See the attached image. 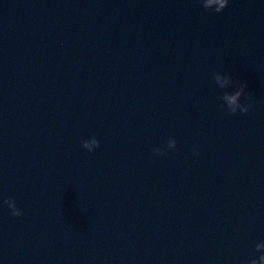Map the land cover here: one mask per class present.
I'll list each match as a JSON object with an SVG mask.
<instances>
[{"label": "water", "instance_id": "1", "mask_svg": "<svg viewBox=\"0 0 264 264\" xmlns=\"http://www.w3.org/2000/svg\"><path fill=\"white\" fill-rule=\"evenodd\" d=\"M260 238L264 0H0L2 264H240Z\"/></svg>", "mask_w": 264, "mask_h": 264}, {"label": "clouds", "instance_id": "2", "mask_svg": "<svg viewBox=\"0 0 264 264\" xmlns=\"http://www.w3.org/2000/svg\"><path fill=\"white\" fill-rule=\"evenodd\" d=\"M202 2L204 7L215 6V11L221 12L229 5L230 0H202ZM216 79L222 82H229L230 78L224 77L222 74L217 73ZM242 95H248L250 97V93L247 92L246 83L244 81H238L237 91L234 93V95L229 96L231 112L236 113L239 111L241 113H247L252 107L254 101H251L248 104H241L239 102V97ZM176 144V139L170 138L167 142L166 148L175 149ZM84 145L89 151H93L100 145V141L96 136L93 135L84 141ZM166 148L154 147L152 151L160 155H165L167 154ZM193 151H198V146H193ZM3 204L7 205L11 211V215L14 217H20L24 214L23 208L17 205L16 199L11 195L3 196ZM256 253H259V255L257 256ZM0 264H2V262H0ZM240 264H264V238L256 240L254 250L245 259H243Z\"/></svg>", "mask_w": 264, "mask_h": 264}]
</instances>
